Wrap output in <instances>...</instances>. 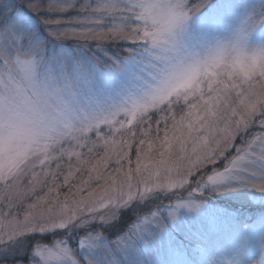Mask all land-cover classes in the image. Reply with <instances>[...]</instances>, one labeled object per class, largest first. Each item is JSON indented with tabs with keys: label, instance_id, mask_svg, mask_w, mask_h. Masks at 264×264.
Returning a JSON list of instances; mask_svg holds the SVG:
<instances>
[{
	"label": "snow or ice",
	"instance_id": "1",
	"mask_svg": "<svg viewBox=\"0 0 264 264\" xmlns=\"http://www.w3.org/2000/svg\"><path fill=\"white\" fill-rule=\"evenodd\" d=\"M0 264H264V0H0Z\"/></svg>",
	"mask_w": 264,
	"mask_h": 264
},
{
	"label": "rangeland",
	"instance_id": "2",
	"mask_svg": "<svg viewBox=\"0 0 264 264\" xmlns=\"http://www.w3.org/2000/svg\"><path fill=\"white\" fill-rule=\"evenodd\" d=\"M239 141H237V143H238ZM168 201L167 200H165V203H167Z\"/></svg>",
	"mask_w": 264,
	"mask_h": 264
}]
</instances>
